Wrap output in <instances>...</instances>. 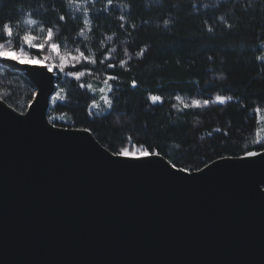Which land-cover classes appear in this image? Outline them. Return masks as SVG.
Instances as JSON below:
<instances>
[{"label": "water", "instance_id": "water-1", "mask_svg": "<svg viewBox=\"0 0 264 264\" xmlns=\"http://www.w3.org/2000/svg\"><path fill=\"white\" fill-rule=\"evenodd\" d=\"M0 65L35 89L23 114L0 100V264H264V157L114 156L49 123L52 73Z\"/></svg>", "mask_w": 264, "mask_h": 264}, {"label": "trees", "instance_id": "trees-1", "mask_svg": "<svg viewBox=\"0 0 264 264\" xmlns=\"http://www.w3.org/2000/svg\"><path fill=\"white\" fill-rule=\"evenodd\" d=\"M114 5L121 10L114 7L107 16L101 14L94 20L89 48L97 53L103 39L104 45L117 48L112 54V62L117 63L118 59H128L123 54L128 48L130 71L119 66L110 70L120 77L119 91L114 93L118 107L111 115L104 110L88 117L86 105L96 95L80 90L69 77L56 76L55 89L63 87L61 95L67 93L61 104L50 100L47 117L64 116L63 122L55 120L57 127L88 128L110 153L127 147L125 137L131 134L137 146L159 150L171 165L187 172L198 171L220 158L241 157L245 150H264L253 144L258 130L254 109L259 106L264 111V64L256 60L264 52V0H114ZM19 7L16 0H0V22L13 18L14 31L22 34L29 29L23 24L26 17L17 16ZM121 11L127 14L129 25L135 24V30L128 27L123 34L118 30ZM53 15L41 10L39 18L52 20ZM165 19L170 21L167 27ZM224 21L232 25L231 29ZM206 24H211L213 33L205 30ZM80 26L81 21L70 16L58 30L60 42L71 48L67 38ZM34 34L41 35L38 29ZM107 35H113L114 41L104 39ZM13 46L22 45L14 40ZM144 46L148 51L142 59L136 58V52ZM96 69L102 81L103 66L97 64ZM132 79L138 84L135 89L130 87ZM84 82L99 84L94 77H85ZM34 92L21 72L0 65V100L6 105L22 113ZM150 94L163 96V105H153L148 100ZM215 94L233 95L234 101L184 109L174 99L180 95L190 102ZM216 128L226 130L228 135L215 132Z\"/></svg>", "mask_w": 264, "mask_h": 264}, {"label": "snow or ice", "instance_id": "snow-or-ice-1", "mask_svg": "<svg viewBox=\"0 0 264 264\" xmlns=\"http://www.w3.org/2000/svg\"><path fill=\"white\" fill-rule=\"evenodd\" d=\"M101 0H16V3L20 5L16 9L17 16H25L23 24L27 26L29 30L23 31L20 34L18 31H14L13 18L7 17L0 22V61H14L17 64H29L33 67H42L47 70L48 73L53 75L65 76L71 78L80 90H85L95 97L98 91L99 102L97 99H91L90 103H87L85 113L88 117L96 115L97 110L101 108V105L106 110L107 115H111L112 110L118 107L116 100L118 97L114 93L119 91L120 77L110 70H114L117 66L130 71L128 67L132 57L129 55L128 48L123 50L124 56L128 59H118L117 62H112V54L117 52V48H110L103 44L101 40V48L97 53H93L89 48V44L93 43L90 40V34L94 32L93 22L101 14L107 16L115 7L117 10H121L119 5H114V0H103L101 7L96 9V4ZM125 8L128 6L125 5ZM207 7V6H205ZM41 10L45 14L52 13V20H45L39 18L41 16ZM82 14V19H81ZM73 20L81 21V26L75 31L74 35L67 38L70 39L72 47L68 48L65 44L61 43L60 36L58 35L59 28L66 24L69 17ZM119 23L117 28L121 33L128 27L135 30V24L129 25L127 14L121 11V14L117 17ZM223 21L224 18L220 17ZM18 22V20H17ZM167 27L170 23L168 19L163 21ZM225 27L231 29L232 25L224 21ZM99 27V25H97ZM39 30L40 36L34 34L36 30ZM205 30L208 33H213L214 29L211 24L205 25ZM108 41H114L113 35H107L104 37ZM14 40H18L21 43V47H14ZM33 51L35 54H33ZM148 51V47H141L136 52V58L142 59L145 53ZM47 52L48 54H41ZM208 60L211 61L212 57L209 56ZM256 60L264 64V55H258ZM103 66V79L99 80L101 73L96 69V65ZM91 65V67H88ZM85 77L97 78L99 87L94 88L92 83H85ZM138 86L137 81L132 79L130 81V87L135 89ZM65 90L60 87L59 90L53 89V95L51 100L55 104H61L66 101L67 93L61 95ZM38 99V97H37ZM174 99L182 104L184 109H199L206 108L209 105H226L234 101L233 95L215 94L209 98L204 99H191L190 102L185 101L180 95L174 97ZM148 100L153 105H163L164 97L159 94H150ZM240 101H236L239 103ZM31 106H34L31 105ZM176 108V105H172ZM254 111L259 114L261 108L255 107ZM23 114V113H22ZM49 123L52 127H56L55 120L57 117L48 116ZM61 121L64 120V116H59ZM82 131L90 132L88 128L82 129ZM215 132H223L224 136L228 135L226 130L221 128L214 129ZM211 135V133H210ZM253 141L254 145H260L264 147V137H260ZM127 147H120L119 150L112 152V155L122 158H129L133 160H142L150 156H161L159 150H151L149 146L141 145L137 146L133 142L131 134L125 137ZM264 157V152L256 150H245L240 157L241 160L250 158ZM173 168L177 166L172 164ZM179 171H188L186 168H179Z\"/></svg>", "mask_w": 264, "mask_h": 264}, {"label": "rangeland", "instance_id": "rangeland-1", "mask_svg": "<svg viewBox=\"0 0 264 264\" xmlns=\"http://www.w3.org/2000/svg\"><path fill=\"white\" fill-rule=\"evenodd\" d=\"M262 55H264V52H263V54ZM56 76L54 75V78H55ZM93 87L94 88H98L99 87V84L97 85V84H93ZM54 94V93H53ZM99 96H100V94H99V92L97 91L96 92V99H97V101L99 102ZM50 100H51V98H50ZM177 104H179V102H177ZM180 105H182V104H180ZM50 106V105H49ZM105 110V108L103 107V105H101V108L99 109V110H97V113H100V112H102V111H104ZM257 116H258V130H257V133L259 134V136L260 137H264V111H261L259 114H257ZM57 121H60V122H63V121H61L60 119H59V117H57V119H56ZM256 136H257V134H256ZM257 138H258V136H257Z\"/></svg>", "mask_w": 264, "mask_h": 264}]
</instances>
